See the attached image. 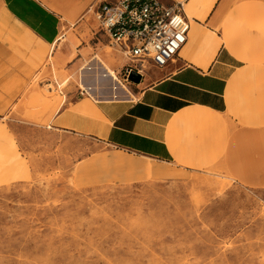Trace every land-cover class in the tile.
<instances>
[{"label":"rangeland","instance_id":"1","mask_svg":"<svg viewBox=\"0 0 264 264\" xmlns=\"http://www.w3.org/2000/svg\"><path fill=\"white\" fill-rule=\"evenodd\" d=\"M235 9L233 4L223 23L234 43L252 30L228 27L236 25ZM85 21L78 31L63 27L52 53L50 46L46 50L53 56L19 85V104L13 105L18 93L0 94V264H264V157L254 175L229 163L185 169L61 130L52 119L27 122L35 119L21 114L29 109L32 88L34 110L90 97L79 75L96 57L133 85L138 74L124 77L128 60L100 30L95 13ZM54 55L78 56L59 62ZM247 62L263 66L264 55ZM7 72H0V90L11 91ZM252 93L246 87L249 102ZM256 101L263 111L259 92ZM112 154L168 167L175 175L102 158Z\"/></svg>","mask_w":264,"mask_h":264},{"label":"crops","instance_id":"2","mask_svg":"<svg viewBox=\"0 0 264 264\" xmlns=\"http://www.w3.org/2000/svg\"><path fill=\"white\" fill-rule=\"evenodd\" d=\"M99 1L0 0V72L6 68L14 83L11 91L0 90L1 96L18 93L13 105L19 104L20 84L53 56L46 55V50L50 46L52 53L63 27L84 29L85 17ZM162 1L182 2L191 24L187 42L173 61L148 66L146 76L137 75L128 91L117 97L82 96L58 108L50 104L34 110L37 104L31 99L37 89H29V109L21 114L35 119L27 122L52 119L61 130L185 169L229 163L239 173L254 175L264 157V110L256 101L258 92L264 96V65L247 61L264 55V0ZM233 4L236 25L228 27L252 28L247 38H234L235 43L223 32ZM249 33L250 47L246 45ZM54 56L64 62L78 55ZM251 86L254 93L249 102L244 91ZM197 110L205 111L207 117L192 116Z\"/></svg>","mask_w":264,"mask_h":264},{"label":"built area","instance_id":"3","mask_svg":"<svg viewBox=\"0 0 264 264\" xmlns=\"http://www.w3.org/2000/svg\"><path fill=\"white\" fill-rule=\"evenodd\" d=\"M100 30L128 62L124 77L143 76L148 65L161 67L178 56L190 21L183 3L162 0H100L94 7Z\"/></svg>","mask_w":264,"mask_h":264},{"label":"bare ground","instance_id":"4","mask_svg":"<svg viewBox=\"0 0 264 264\" xmlns=\"http://www.w3.org/2000/svg\"><path fill=\"white\" fill-rule=\"evenodd\" d=\"M62 38V36H60ZM225 41L230 42V38H225ZM244 58V55H238ZM96 59V60H95ZM113 63L115 61L112 60ZM80 76V86L85 90L87 95L92 98H98L101 93H112L115 97L125 90L128 91V86L119 77L118 70L111 67L100 57L93 58L88 61V63L81 68ZM99 94V95H98ZM62 103V102H61ZM61 103L53 104L56 108L60 106ZM194 117H207L205 111L197 110L191 114ZM104 160L116 161L121 160L125 164L133 166H144L149 171L160 176H172L175 175V170L162 167V166H152L144 162L133 161L131 159H126L121 156L112 154L111 156L104 155L102 157Z\"/></svg>","mask_w":264,"mask_h":264}]
</instances>
